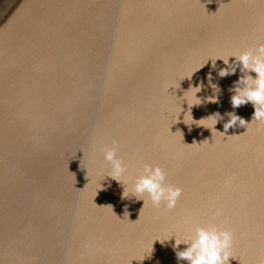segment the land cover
Instances as JSON below:
<instances>
[{
	"label": "water",
	"instance_id": "95a60500",
	"mask_svg": "<svg viewBox=\"0 0 264 264\" xmlns=\"http://www.w3.org/2000/svg\"><path fill=\"white\" fill-rule=\"evenodd\" d=\"M262 43L264 0H15L0 18V264H188L157 240L208 223L232 231L230 264H264V121L225 132L254 107H232L242 73L210 60ZM201 83L191 114L220 113L215 129L185 124L186 102L176 120ZM113 147L125 186L159 166L176 207L122 198Z\"/></svg>",
	"mask_w": 264,
	"mask_h": 264
},
{
	"label": "clouds",
	"instance_id": "9594fccd",
	"mask_svg": "<svg viewBox=\"0 0 264 264\" xmlns=\"http://www.w3.org/2000/svg\"><path fill=\"white\" fill-rule=\"evenodd\" d=\"M230 58H234L231 63ZM210 60L212 61L213 69L216 68L217 60L223 61L225 67L220 68L218 71V75L221 78L235 75L238 68L242 73L239 80L235 82V87L232 90L234 93L231 96L232 107L239 108L240 106L248 103H251L254 107V114L250 123L242 119L234 112L227 113L229 119L223 125L225 132L237 125L246 127L253 122L264 121V43L239 54L233 53L228 57H219L214 61L212 59ZM208 61L202 67H204ZM250 73H255L256 76L253 77ZM208 81L209 85L214 89V92L218 93L220 91L219 87L211 83V73L208 75ZM202 88L203 83L198 86L191 87L184 93L183 97L178 100L180 111L176 116L177 122L181 112L183 111L181 107V103L183 102L187 103L189 109L184 113L183 122L185 123V118L189 116L191 120L194 121L191 114V108L204 102L197 96V94L201 92ZM189 92L191 95H186V93ZM206 102L217 103L218 96H209L206 98ZM222 119L223 117L221 114L217 112L205 119H200L199 121L194 122H199V124L195 123L198 126L210 129L209 127H205L203 122L211 121V127L215 129L216 124ZM104 159L111 166L107 177H110L123 185L124 190L122 198L135 197L138 201H143L142 209L148 201L156 207L163 204L169 210L176 207L177 201L181 197L183 190L180 187L167 183V175L161 167L145 164L139 176L135 179V182L131 186H125L126 182L124 180V174L126 166L124 162L117 157L116 147L105 150ZM173 238L175 240L173 248L176 250L177 259L185 260L188 264H230V259H235L231 255L230 251L234 239L232 231L217 226L214 223L203 225L194 224L190 233L185 238H180L176 234H170L165 239L157 241H160L163 244ZM182 244L186 245V247L181 251L179 250V247ZM145 258L146 256L140 261H143Z\"/></svg>",
	"mask_w": 264,
	"mask_h": 264
},
{
	"label": "bare ground",
	"instance_id": "6f19581e",
	"mask_svg": "<svg viewBox=\"0 0 264 264\" xmlns=\"http://www.w3.org/2000/svg\"><path fill=\"white\" fill-rule=\"evenodd\" d=\"M236 163V162H235ZM244 171H249V169L248 168H243L240 172H244ZM102 213L105 215V216H108L110 213L109 212H105V211H103L102 210ZM109 225H112V227H113V229H114V232H115V234L116 235H120V233H121V229L123 228V225L118 221V220H114V221H112V222H109L108 223V226ZM124 227H125V225H124ZM119 248V247H118ZM120 249V248H119ZM263 263V261L262 260H256V261H254L253 262V264H262Z\"/></svg>",
	"mask_w": 264,
	"mask_h": 264
},
{
	"label": "rangeland",
	"instance_id": "374dc122",
	"mask_svg": "<svg viewBox=\"0 0 264 264\" xmlns=\"http://www.w3.org/2000/svg\"><path fill=\"white\" fill-rule=\"evenodd\" d=\"M15 0H0V18L5 17Z\"/></svg>",
	"mask_w": 264,
	"mask_h": 264
}]
</instances>
